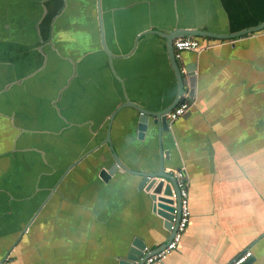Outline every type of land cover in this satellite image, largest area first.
<instances>
[{
    "label": "crops",
    "instance_id": "obj_1",
    "mask_svg": "<svg viewBox=\"0 0 264 264\" xmlns=\"http://www.w3.org/2000/svg\"><path fill=\"white\" fill-rule=\"evenodd\" d=\"M262 22L264 0H0V264H117L134 237L167 241L140 176H99L114 162L106 136L130 169H186L189 221L156 264L246 249L264 264V30L197 36L208 47L178 60L196 65L182 73L193 104L161 136L138 138L131 106L177 94L163 34Z\"/></svg>",
    "mask_w": 264,
    "mask_h": 264
},
{
    "label": "water",
    "instance_id": "obj_2",
    "mask_svg": "<svg viewBox=\"0 0 264 264\" xmlns=\"http://www.w3.org/2000/svg\"><path fill=\"white\" fill-rule=\"evenodd\" d=\"M261 30H264V22H262L258 26L245 28L232 33H216L208 30L175 28L168 34H163L166 39L168 59L177 80L178 91L175 98L170 104L155 111L147 110L143 107L131 104V106L139 112L138 119L136 121L138 138H142L145 133L151 129V125H156L157 133L159 132V136H161V132L169 130L171 125L167 121L166 114L184 99V78L181 72L179 61L174 57L172 48L173 39L185 36H194L196 38L197 36H207L210 38L227 40L236 37H242ZM206 47H208V45L202 46V49ZM195 67V63L191 62L186 65L185 70L190 76H193ZM188 96L190 97V95ZM129 103L126 105H130ZM108 126H110V124H108ZM103 143H106L108 145L110 151L112 152L114 162L108 167L100 168L99 176L103 180H108L117 171L121 170L123 172H128L130 174L141 177V180L139 182V189L143 188L146 192L149 193L153 212L163 218L164 228H166L170 232V237L162 245V247H164L174 234V227L178 222L180 198L178 195V188L174 177L171 174L165 172L163 163H159L158 169L152 171L130 169L119 159L111 142L110 136H106V139ZM172 189H174L175 191V198L173 197ZM155 251L157 250H146L144 242L140 238L134 237L127 245H124L122 249H120L117 264H143L147 256H149L151 253H154ZM248 263L249 261L244 264Z\"/></svg>",
    "mask_w": 264,
    "mask_h": 264
},
{
    "label": "built area",
    "instance_id": "obj_3",
    "mask_svg": "<svg viewBox=\"0 0 264 264\" xmlns=\"http://www.w3.org/2000/svg\"><path fill=\"white\" fill-rule=\"evenodd\" d=\"M172 48L174 57L177 60L181 59V55L184 51L199 52L200 50H202V46L194 36L177 37L173 39ZM181 72L186 73L185 68H181ZM192 100L193 99L188 95H184V99L166 114L167 121L170 125L172 124V122L183 116L191 108L193 104ZM165 172L171 174L174 177L178 188V195L180 198L178 222L174 227V234L172 235L168 243L161 249L147 256L143 264H156L157 261L163 260L170 251L175 249L181 240L182 233L186 229L190 217L188 201V176L186 169L184 168V166L179 169L167 168L165 169ZM172 194L175 198L174 189H172ZM251 255V250L246 249L235 256L228 264H244L251 257ZM5 259L7 260V256Z\"/></svg>",
    "mask_w": 264,
    "mask_h": 264
},
{
    "label": "flooded vegetation",
    "instance_id": "obj_4",
    "mask_svg": "<svg viewBox=\"0 0 264 264\" xmlns=\"http://www.w3.org/2000/svg\"><path fill=\"white\" fill-rule=\"evenodd\" d=\"M248 260H249V259H248ZM248 260H247V261H248ZM247 261H246V262H247ZM246 262H245V263H246Z\"/></svg>",
    "mask_w": 264,
    "mask_h": 264
}]
</instances>
